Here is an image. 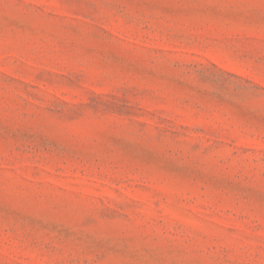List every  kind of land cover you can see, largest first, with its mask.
Masks as SVG:
<instances>
[{"label":"rangeland","instance_id":"374dc122","mask_svg":"<svg viewBox=\"0 0 264 264\" xmlns=\"http://www.w3.org/2000/svg\"><path fill=\"white\" fill-rule=\"evenodd\" d=\"M0 264H264V0H0Z\"/></svg>","mask_w":264,"mask_h":264}]
</instances>
